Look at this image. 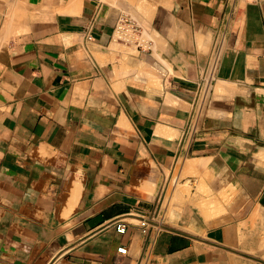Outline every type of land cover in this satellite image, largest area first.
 I'll return each mask as SVG.
<instances>
[{"label":"crops","instance_id":"0c3cea01","mask_svg":"<svg viewBox=\"0 0 264 264\" xmlns=\"http://www.w3.org/2000/svg\"><path fill=\"white\" fill-rule=\"evenodd\" d=\"M142 1L0 0V264H264V0Z\"/></svg>","mask_w":264,"mask_h":264},{"label":"built area","instance_id":"2783aa9c","mask_svg":"<svg viewBox=\"0 0 264 264\" xmlns=\"http://www.w3.org/2000/svg\"><path fill=\"white\" fill-rule=\"evenodd\" d=\"M114 33L117 40L123 43L137 45L139 47L138 39L140 35V27L137 25V23L127 18L126 16L121 15L117 18L114 27ZM222 42H223V38L221 37L220 39L216 40L212 45L209 62L201 78V84L202 83L207 84L213 79L220 60ZM140 48H141L140 50L146 49L144 47H140ZM138 224L139 227L141 228L142 233L147 234V221L140 220ZM115 230L117 231V233L120 234L125 233L126 222L119 221L115 225ZM117 251L121 254H125L126 252L125 248H118Z\"/></svg>","mask_w":264,"mask_h":264},{"label":"rangeland","instance_id":"374dc122","mask_svg":"<svg viewBox=\"0 0 264 264\" xmlns=\"http://www.w3.org/2000/svg\"><path fill=\"white\" fill-rule=\"evenodd\" d=\"M106 3L116 7L123 15H127L134 19V12L140 13L144 2L142 0H103Z\"/></svg>","mask_w":264,"mask_h":264},{"label":"bare ground","instance_id":"6f19581e","mask_svg":"<svg viewBox=\"0 0 264 264\" xmlns=\"http://www.w3.org/2000/svg\"><path fill=\"white\" fill-rule=\"evenodd\" d=\"M140 39H141V38H140ZM142 43H143V42H142ZM145 44H146V43H145ZM147 46H148V45H147ZM141 47H142V46H141ZM227 193H228V192H227ZM233 194H234V193H233ZM233 194H232V195H233ZM206 195H207V194H206ZM227 195H228V194H227ZM198 196H199V195H198ZM229 196H230V195H229ZM200 197H201V196H200ZM198 198H199V197H198ZM212 198H213V197H212ZM214 198H216V197H214ZM172 199H173V198H172ZM194 199H195V197H194ZM201 199H202V198H201ZM201 199H200V200H201ZM204 199H205V198H204ZM209 199H210V198H209ZM216 199H217V198H216ZM173 200H174V199H173ZM176 200H177V199H176ZM181 200H182V199H181ZM200 200H199V201H196V200H195V201H196V202H200ZM168 201H169V198H168ZM177 201H178V200H177ZM179 201H180V200H179ZM169 202H170V201H169ZM175 202H176V201H175ZM207 202H208V201H207ZM225 202H226V200H225ZM173 203H174V202H173ZM177 203H178V202H177ZM179 203H181V202H179ZM179 203H178V204H179ZM182 203H183V202H182ZM182 203H181V204H182ZM205 203H206V202H205ZM205 203H204V205L206 206ZM178 204H177V205H178ZM198 204H199V203H197L196 205H198ZM217 204H218V203H217ZM217 204H216V205H217ZM173 205H174V204H173ZM173 205H172V206H173ZM194 205H195V203H194ZM201 205H203V201H201ZM204 205H203V207H204ZM175 206H176V205H175ZM198 206H199V208H200V204H199ZM198 206H197V207H198ZM217 206H218V205H217ZM168 207H169V206H168ZM179 207H180V206H179ZM209 207H211V206H209ZM213 207H214V206H213ZM170 208H171V207H170ZM199 208H198V209H199ZM200 209H201V208H200ZM200 211H202V210H200ZM201 213H202V212H201ZM203 213H204V214H205V213L207 214V212H205V211H203ZM201 215H202V214H201Z\"/></svg>","mask_w":264,"mask_h":264}]
</instances>
